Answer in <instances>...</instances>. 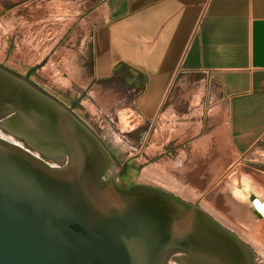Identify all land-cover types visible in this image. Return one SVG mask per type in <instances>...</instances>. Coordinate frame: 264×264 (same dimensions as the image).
<instances>
[{
  "label": "crops",
  "instance_id": "0c3cea01",
  "mask_svg": "<svg viewBox=\"0 0 264 264\" xmlns=\"http://www.w3.org/2000/svg\"><path fill=\"white\" fill-rule=\"evenodd\" d=\"M34 3L38 40L67 33L71 17L91 26L89 64L68 59L69 82L130 112L131 131L145 125L173 162L175 189L198 196L263 257L264 214L252 200L264 202V0ZM241 183L244 201L233 193Z\"/></svg>",
  "mask_w": 264,
  "mask_h": 264
},
{
  "label": "water",
  "instance_id": "95a60500",
  "mask_svg": "<svg viewBox=\"0 0 264 264\" xmlns=\"http://www.w3.org/2000/svg\"><path fill=\"white\" fill-rule=\"evenodd\" d=\"M0 264H264L208 206L127 188L94 130L0 66Z\"/></svg>",
  "mask_w": 264,
  "mask_h": 264
},
{
  "label": "rangeland",
  "instance_id": "374dc122",
  "mask_svg": "<svg viewBox=\"0 0 264 264\" xmlns=\"http://www.w3.org/2000/svg\"><path fill=\"white\" fill-rule=\"evenodd\" d=\"M18 1L0 0V61L21 73L29 70L32 79L40 86L66 104L75 106L77 115L105 142L119 162L132 159L131 168L138 170L136 181L142 178L164 189L179 192L185 200L196 202L198 196L183 193V187L174 189L173 162L163 160V148L154 146L151 139L145 138V125L140 124L131 131L133 118L130 112H116L113 106L105 108L87 97V89L69 82L72 74L67 68L68 59L81 57L87 66L89 64L91 26L84 25L81 18L71 17L65 20L69 24L67 33L54 37L49 34L43 40H38L34 31L35 22H32L35 3L18 11L13 9ZM94 1L86 0V8L89 9ZM5 12L8 15L2 16ZM51 23L52 20L48 19L49 26H52ZM52 42L57 43L56 50L51 49ZM155 133L152 135L155 136ZM247 188L249 185L245 183L234 186L233 193L237 200H245L241 191ZM258 258L264 261V256Z\"/></svg>",
  "mask_w": 264,
  "mask_h": 264
},
{
  "label": "flooded vegetation",
  "instance_id": "af4514ba",
  "mask_svg": "<svg viewBox=\"0 0 264 264\" xmlns=\"http://www.w3.org/2000/svg\"><path fill=\"white\" fill-rule=\"evenodd\" d=\"M34 3V0H25L23 2L18 1L14 6L13 9L18 10V11H22L23 8L25 6H27L28 4H32ZM8 12H5L4 14H2V16H7ZM0 66L23 77L26 79H29L30 81H32L35 85H37L39 88L43 89L44 91H46L47 93H49L51 96H53L54 98L58 99L59 101H61L63 104H65L66 106H68L71 110L74 111V108H72L70 105L66 104L65 102H63L61 99H59L58 97L55 96V94L50 93L48 90H46L45 88H43L42 86H40L37 82H35L34 80L31 79V75H30V71L28 70L25 73H21L20 71L16 70V69H12L10 68L8 65H6L4 62L0 61ZM75 112V111H74ZM75 114H77L75 112ZM79 116V115H78ZM80 117V116H79ZM81 118V117H80ZM82 119V118H81ZM83 120V119H82ZM84 121V120H83ZM0 130L6 132L5 130L1 129ZM9 135H11L10 133H8ZM12 137H14L13 135H11ZM16 139V141L22 143L23 145H26L23 141L19 140L18 138L14 137ZM103 141V140H102ZM104 142V141H103ZM105 143V142H104ZM106 145V144H105ZM107 146V145H106ZM108 147V146H107ZM108 149L110 150L111 154L113 155V157L116 159V161L118 162L121 170L117 175V182L118 184L123 187V188H127L129 185H131L133 182L136 181L135 177H136V173H138V170H134L131 168V164L130 161H132V159L127 160L126 162H119L118 158L116 157V155L112 152V150L108 147ZM126 181V183L124 184L123 182ZM174 187V186H173ZM175 189V187H174ZM169 192L175 194L176 196L184 199V197H182V195L179 192H175L173 189L170 190L169 188L166 189ZM177 190V189H176ZM255 199V198H254ZM185 200V199H184ZM188 201V200H187ZM254 200H252L253 202ZM192 202V201H191ZM194 203H199L198 201L194 202Z\"/></svg>",
  "mask_w": 264,
  "mask_h": 264
},
{
  "label": "bare ground",
  "instance_id": "6f19581e",
  "mask_svg": "<svg viewBox=\"0 0 264 264\" xmlns=\"http://www.w3.org/2000/svg\"><path fill=\"white\" fill-rule=\"evenodd\" d=\"M254 200V199H253ZM255 201V202H254ZM253 201V206H254V208L256 209V210H260V213L261 214H264V202H263V200H261L260 198H259V200H257V199H255ZM256 203V205H254ZM172 264H174V263H172Z\"/></svg>",
  "mask_w": 264,
  "mask_h": 264
}]
</instances>
